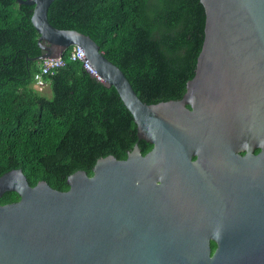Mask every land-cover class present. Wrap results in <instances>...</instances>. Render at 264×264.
<instances>
[{
    "label": "water",
    "instance_id": "water-1",
    "mask_svg": "<svg viewBox=\"0 0 264 264\" xmlns=\"http://www.w3.org/2000/svg\"><path fill=\"white\" fill-rule=\"evenodd\" d=\"M16 1L33 6L42 53L31 60L82 49L151 149L135 143L125 159H98L91 176H68L67 191L31 186L20 169L0 176V198L19 197L0 204V264H264V188L250 184L264 167V0H200L194 76L181 99L154 105L88 35L48 22L55 0ZM254 136L259 156L235 154Z\"/></svg>",
    "mask_w": 264,
    "mask_h": 264
},
{
    "label": "trees",
    "instance_id": "trees-1",
    "mask_svg": "<svg viewBox=\"0 0 264 264\" xmlns=\"http://www.w3.org/2000/svg\"><path fill=\"white\" fill-rule=\"evenodd\" d=\"M33 6L0 0V176L20 169L28 183L67 191L76 171L92 175L96 161L125 159L138 141L130 112L113 87L71 61L47 77L51 97L33 87L42 61ZM57 29L88 35L147 105L179 100L194 76L205 11L200 0H55L47 13ZM19 200L6 192L0 204ZM215 248V245L212 246Z\"/></svg>",
    "mask_w": 264,
    "mask_h": 264
},
{
    "label": "built area",
    "instance_id": "built-area-1",
    "mask_svg": "<svg viewBox=\"0 0 264 264\" xmlns=\"http://www.w3.org/2000/svg\"><path fill=\"white\" fill-rule=\"evenodd\" d=\"M71 61H80L84 69L92 75V69L88 65L87 60L85 59V54L82 49L79 47H74L73 51L70 54ZM65 64L64 60L61 58L57 59H44L41 62L40 67L37 72L33 75V86L42 91L47 87V77L53 74L58 68L62 67Z\"/></svg>",
    "mask_w": 264,
    "mask_h": 264
},
{
    "label": "flooded vegetation",
    "instance_id": "flooded-vegetation-1",
    "mask_svg": "<svg viewBox=\"0 0 264 264\" xmlns=\"http://www.w3.org/2000/svg\"><path fill=\"white\" fill-rule=\"evenodd\" d=\"M261 152V141H259L258 138L254 136L252 137L249 146H247V143L238 144V150L235 151V154L243 157L249 153L253 156V158H256V156H259ZM192 160H195V158L193 157ZM243 168L244 165L237 164L234 168L235 174L243 170ZM209 169L211 170V172H214L215 166H210ZM250 184L251 186H253L254 189L264 188V167H261L260 165L253 167V172L250 178ZM209 245L211 247V252H213L215 248L213 249L212 246L215 245L216 247V243L213 240H210Z\"/></svg>",
    "mask_w": 264,
    "mask_h": 264
},
{
    "label": "rangeland",
    "instance_id": "rangeland-1",
    "mask_svg": "<svg viewBox=\"0 0 264 264\" xmlns=\"http://www.w3.org/2000/svg\"><path fill=\"white\" fill-rule=\"evenodd\" d=\"M34 87V86H33ZM35 88V87H34ZM39 91V90H38ZM42 95H44L47 98L51 97V92L48 88L43 89L42 91H39Z\"/></svg>",
    "mask_w": 264,
    "mask_h": 264
}]
</instances>
